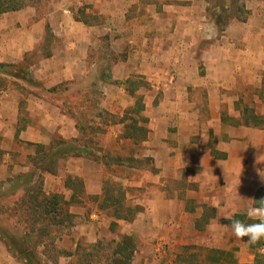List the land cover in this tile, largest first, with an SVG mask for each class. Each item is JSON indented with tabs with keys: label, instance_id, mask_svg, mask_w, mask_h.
<instances>
[{
	"label": "crops",
	"instance_id": "obj_1",
	"mask_svg": "<svg viewBox=\"0 0 264 264\" xmlns=\"http://www.w3.org/2000/svg\"><path fill=\"white\" fill-rule=\"evenodd\" d=\"M57 1L46 8L43 26L45 34H51L50 63L37 55L27 59L35 42L29 29L35 22L30 28L17 24V13L30 6L23 4L0 14L9 19L3 28L17 32L13 39H0V64L26 63L34 82L45 86L85 79L101 84L107 88L98 108L109 114L115 112L122 95L144 96L140 110L144 122L139 119L138 125L147 129L146 139L136 142L114 133L119 142L137 146L135 160H143L142 165L127 168L137 176L131 173L124 178L123 189L135 193L133 207L139 209L131 226L148 229L145 238L158 241L151 247L154 251L166 241L173 250L197 249L200 257V250L208 246L228 255L235 251L239 264H254L257 255H264V240L256 246L247 237L237 239L230 226L233 219L255 222L246 211L264 190V126L243 125L236 105L239 87L259 81L264 70V0L252 5L243 39L235 27L230 39L225 38L209 18L204 0ZM105 71L112 75L102 80ZM142 81L151 83L152 91L130 87ZM116 84L121 85L116 88ZM7 102L14 106L13 100ZM12 110L2 125L13 141L28 146L51 142L41 115L35 121L28 109L20 121L15 117L20 106ZM60 116L56 132L81 144L76 121ZM84 157H69L81 161V167L70 172L83 178L85 194L97 196L102 192L103 168ZM30 167L31 162L19 173ZM17 174H6L0 190L8 188L3 186H9ZM44 175L43 183L50 178ZM0 264L22 263L0 242Z\"/></svg>",
	"mask_w": 264,
	"mask_h": 264
},
{
	"label": "rangeland",
	"instance_id": "obj_2",
	"mask_svg": "<svg viewBox=\"0 0 264 264\" xmlns=\"http://www.w3.org/2000/svg\"><path fill=\"white\" fill-rule=\"evenodd\" d=\"M20 1L30 6L17 13L15 17L17 24H26L27 28H30L31 22H35V25L32 24V28L29 29L33 32L31 41L35 42L32 44V48L29 49L27 59L30 61L37 55L41 58H47V62L50 63L51 34L49 31L45 34L43 26L46 20V8L51 7L49 5L51 3L57 4L58 1ZM164 1L170 2V0ZM257 1L258 0H204L207 4L206 8L209 18L214 20V22L216 20L221 22L219 31H223L224 33L222 35L229 39L232 27H235L234 31L237 32L240 38L243 39L245 37L244 29L248 24V20L251 18V7L256 4ZM30 12L31 14H29ZM32 15H34V17H32ZM8 20L9 19L5 16L2 17L0 15V39L2 37H4V40H7L9 37L13 39L17 35L15 30L9 32L7 28H3V25H5ZM21 34L22 37H26L28 32L24 31ZM6 65L15 66L16 68L12 67L9 71L13 72L17 70L20 72V77L25 80L27 73L31 76V68L28 67L26 63ZM91 70H89L86 76L90 74ZM104 74L108 76L112 75L109 71H105ZM35 80L36 79L32 78V83ZM258 80L259 81L254 82L252 85L247 84L239 87L240 97L236 105L240 113H242L244 109H248L252 110L256 115L264 117V70L259 74ZM35 83L37 86H30L18 78L9 77L0 73V169L2 170H0V176L4 177L0 181H4L8 178L6 174L12 176L19 172L26 171L30 163V157L33 156L35 152L33 146H28L21 140L13 141L12 136L7 135V130L4 129L3 118H7V116L11 117V111L13 112L12 107L16 112L19 106L21 111L19 114L18 112L15 114L16 119L20 118L19 120L23 121V113L24 111L27 112L28 109L35 115V121H37L41 115L42 120L45 119L49 126L50 130L48 131V135L51 140L59 137L54 126L56 120L59 121L61 119L60 115H68V112L74 110L76 113L77 111L80 112V115L78 114L75 116L76 120H79L83 125L94 127L93 131L86 129L84 136H81V134L78 135L82 141L92 140V144L89 146L91 154L84 158L93 163V165L94 163L98 166L101 164L100 166L103 168L102 187H104V189H109L118 183L124 188V178H129L133 173V175L137 176L136 172L128 170L127 168L129 165H136L137 162L135 161H138V166L142 165L143 160H135V151L138 147L128 142H119V139L114 137V133L119 137H124L125 133L129 132L126 131L123 124H129V119L131 118H134L137 124L138 121L140 122L139 119H141V115L139 106L142 104L144 96L142 99L140 97L139 100V96L122 95L121 98H118L120 104H118L117 109H115V112L111 113L113 116L109 117L101 114L98 110L99 108L97 109V105H100L103 98V89L107 88L101 84L91 80L88 81V79L64 82L55 86L50 84L49 86H45L42 82ZM141 84L137 85L134 83V85L132 84L130 87L137 91L140 89H142V91H152L151 83L142 81ZM120 85L121 84H116V88H119ZM80 88L82 89L79 93L75 94L74 92ZM89 91H93L94 94L89 93ZM114 91L115 88L113 87V93ZM40 92H42V94ZM5 94H7L8 97L5 96ZM7 100H13L14 106H9ZM38 101H41V103ZM39 105L43 107L40 108ZM127 109H129V112ZM125 110H127L126 113ZM95 157L100 160H95ZM131 158L133 159L131 160ZM127 161H129L130 164ZM105 163L108 165H105ZM80 164L81 161L77 158L70 159L68 157L62 159L59 162L57 174L54 176L49 174L50 178L44 180V192L49 195H57L60 205L72 216L70 224L66 221L63 225L53 226L51 228L52 235L55 238L54 245L58 254L51 250H49L48 255H42L40 252L38 256L40 257L41 264H115L117 259L113 255V252L117 249V245L125 236L131 237L134 241V253L130 264H200L198 261L201 260L203 264H239L235 251H233L231 255L229 254V256L225 255L220 257L218 255L217 257L216 254L209 252L211 248L208 246H206V251L200 250V255H202L200 257L196 256L198 253L197 249L188 246L173 250V244L166 241L160 242L161 244L158 251L151 250L155 248L153 246L157 244L158 241L147 240L145 237H148V229H145L143 226H131L132 221L137 215H134L131 221L116 220L112 214V207L106 209L101 208L103 206V199L101 197H103V195L105 196L103 191L97 195L98 198L88 196L85 194V190L84 193L80 191L81 188L77 185V179L82 181L83 178L70 172L71 168L81 167ZM144 166L147 168L150 167L149 162H145ZM44 178L45 175L43 176V179ZM74 179L76 180L73 182ZM17 184L18 185L14 187V192L11 195V191L1 190L0 207L3 208L0 209V225H2L4 230L10 228L9 231L12 230V232L20 234L22 230L18 227L16 228L15 224L21 213L17 210H13V203L23 195L25 186L21 182ZM124 192L125 204L133 207L136 204V198H133L135 193L125 190ZM7 207L12 208V211H7ZM202 247L205 249L204 246H201V248ZM39 251H43V248H39ZM175 254L176 257H174ZM190 255H194V257ZM261 255L262 256L258 258V262H254V264H264V255ZM203 256L216 257L219 258L221 262L214 263L209 260L205 261Z\"/></svg>",
	"mask_w": 264,
	"mask_h": 264
},
{
	"label": "trees",
	"instance_id": "obj_3",
	"mask_svg": "<svg viewBox=\"0 0 264 264\" xmlns=\"http://www.w3.org/2000/svg\"><path fill=\"white\" fill-rule=\"evenodd\" d=\"M23 6L24 5L23 3H21L20 0H1L0 14L8 11L18 10ZM215 24L220 27L221 22H218L216 20ZM12 67L16 68L13 65L0 64V73L9 77L18 78L22 82L30 86H37L34 81L32 83V78L30 75H28L29 73H27L25 80L24 78L20 77V72H18L17 70L10 72L9 69H12ZM103 76L104 78H102V80H107L109 78L104 73ZM81 89L82 88L78 89L74 93L78 94ZM89 93L94 94L93 91H89ZM142 109L143 107L142 105H140L139 110ZM100 112L101 114L109 117L113 116L105 111L100 110ZM68 113V115L75 120V116L78 114L80 115V112L77 111L76 113L75 110ZM129 120L130 123L125 125V129L129 133H125L124 137L133 139L136 142L144 141L147 135V129L145 128V126L138 125L134 118H131ZM141 120H143L142 117ZM241 120L243 125L245 126H264V117L256 115L252 110L244 109L242 111ZM142 122H144V120ZM75 127L77 128L81 136H84L86 129L93 131L94 128L89 125H83L79 120H76ZM77 141L78 140H64L59 136L56 139L51 140V142L47 146L41 144L31 145L35 148V152L32 158L30 159V170L25 173L17 174L14 179L10 181L11 183L8 188H6V190H2L11 191V195L14 192V187L18 185V182H21L25 186L23 190V195L13 203V210H17L21 213L15 225L16 228L18 227L22 230V233L18 234L16 232H12V230L9 231L10 228L4 230L2 228V225H0V241L4 244L7 251L22 264H41L40 257L38 256L40 255V252L42 255H48L49 250H51L58 254V251L54 245L55 238L52 235L51 228L53 226L63 225L66 221L68 224H70L72 215L60 205L57 195H49L44 192L43 174L56 175L58 169V162L61 159L70 156L88 157L91 154V152L89 151V146L90 144H92V140L90 139L88 141H83L81 144L76 143ZM94 159L100 160L97 157H95ZM135 162H137L138 164V161ZM105 165L108 164L105 163ZM136 165L129 166L132 167ZM75 180L76 179H74L73 182ZM77 180V185L79 186V188H81L80 191L84 193L82 181L79 179ZM2 191L0 190V195ZM102 191L103 194L105 193V196L103 195V197H101L103 199V206L101 208L106 209L112 207V214L116 220L131 221L134 215H136L139 211L138 207H130L125 204V192L121 184H115L109 189H104V187H102ZM91 197L98 198V196ZM260 198H264L263 189L259 190L255 200H259ZM2 208L3 207H0V209ZM7 211H12V208H8ZM257 245L260 246V242L257 243L256 246ZM39 248H43V251H39ZM209 252L217 253L220 257L225 255L229 256L225 252L219 250H210ZM133 253L134 241L131 237L125 236L123 240L117 245V249L113 252V255L117 259L115 264H130ZM260 256L262 255L256 256L255 263L258 262V258ZM206 258L207 260L212 261L214 263L220 262L219 258L216 257L213 258L210 256H206Z\"/></svg>",
	"mask_w": 264,
	"mask_h": 264
},
{
	"label": "clouds",
	"instance_id": "obj_4",
	"mask_svg": "<svg viewBox=\"0 0 264 264\" xmlns=\"http://www.w3.org/2000/svg\"><path fill=\"white\" fill-rule=\"evenodd\" d=\"M251 201H254V204L247 208L246 216L249 220L255 222L245 223L240 219H233L231 220L232 223L230 229L237 239L247 237L248 243L255 244L264 240V198ZM209 227H213V224L210 223Z\"/></svg>",
	"mask_w": 264,
	"mask_h": 264
}]
</instances>
